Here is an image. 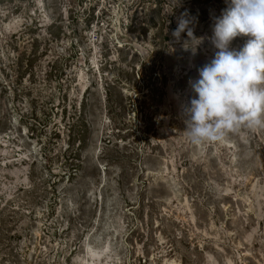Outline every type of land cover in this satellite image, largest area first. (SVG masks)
I'll return each mask as SVG.
<instances>
[{"label":"rangeland","instance_id":"1","mask_svg":"<svg viewBox=\"0 0 264 264\" xmlns=\"http://www.w3.org/2000/svg\"><path fill=\"white\" fill-rule=\"evenodd\" d=\"M226 7L0 0V264H264V130L194 146L179 116Z\"/></svg>","mask_w":264,"mask_h":264},{"label":"clouds","instance_id":"2","mask_svg":"<svg viewBox=\"0 0 264 264\" xmlns=\"http://www.w3.org/2000/svg\"><path fill=\"white\" fill-rule=\"evenodd\" d=\"M227 7L214 18L210 40L217 50L210 62L188 81L195 94L180 103L179 116L186 126L188 143H223L241 129L264 130V0H225ZM186 13L172 31L175 42L187 30L185 50L193 55L203 43L189 27ZM250 37L244 46L231 49L237 36ZM195 43V48L185 46Z\"/></svg>","mask_w":264,"mask_h":264},{"label":"bare ground","instance_id":"3","mask_svg":"<svg viewBox=\"0 0 264 264\" xmlns=\"http://www.w3.org/2000/svg\"><path fill=\"white\" fill-rule=\"evenodd\" d=\"M106 245L103 247V252L106 251ZM88 253L90 254V258L86 262V264H90L91 258L97 259L100 252H97L96 250L92 249L91 246L88 247ZM169 264V263H166ZM170 264H174V261H171Z\"/></svg>","mask_w":264,"mask_h":264}]
</instances>
